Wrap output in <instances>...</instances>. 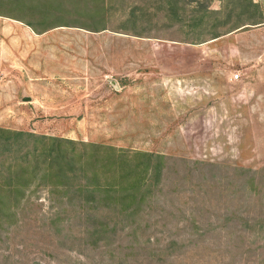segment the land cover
<instances>
[{"label": "rangeland", "instance_id": "obj_1", "mask_svg": "<svg viewBox=\"0 0 264 264\" xmlns=\"http://www.w3.org/2000/svg\"><path fill=\"white\" fill-rule=\"evenodd\" d=\"M20 1L0 0V127L162 157L94 208L78 187L109 166L33 173L0 208V264H264V0ZM4 143L2 182L42 146Z\"/></svg>", "mask_w": 264, "mask_h": 264}, {"label": "trees", "instance_id": "obj_2", "mask_svg": "<svg viewBox=\"0 0 264 264\" xmlns=\"http://www.w3.org/2000/svg\"><path fill=\"white\" fill-rule=\"evenodd\" d=\"M250 1L252 4L257 5V2L253 0ZM17 4L20 5V9L24 6L32 7L31 9H35V5L39 6L41 8L39 9L44 15H48V13L53 14L62 6L60 1L51 3L48 0H28L27 3L24 0ZM0 13H3L2 9H0ZM18 18L21 19V17ZM56 18L59 22L63 21L57 25L68 24L62 20V18H64L62 14H56ZM102 18H104L103 15ZM26 22L32 25L36 30L40 31L35 27L32 21L27 19ZM240 25L236 24L233 28H238ZM233 28L230 30H233ZM220 34L221 33L219 32H215L212 37H217ZM0 133V153L2 152L3 147V151L6 150L4 142L7 140L9 143L10 138L14 135L16 137L38 138L39 141L42 142V146L36 145L34 149L30 150V152L29 150H26L23 156L10 163V169L8 167L9 174L7 175V181H0V208L7 205L9 201H19L25 194L26 189L30 186V183L34 181L33 173H37L41 169L44 176H55L57 177L58 184L61 186H67L70 179L73 177L72 172L83 167L84 163L79 167L77 166L78 162H83L84 159L86 162L92 160L97 163V161H99L101 162V166H109V168H106L108 173L104 174V179L100 180L98 178V171H96L93 175L96 182H94V180L86 181L78 187V190L82 192L86 191L88 193L85 202L90 204V207L93 208L96 205L103 203L111 205V203L114 202L113 200H115L113 198L120 200L123 198L127 201L136 198L131 191L127 192L126 190L124 192V189L147 184L148 177L151 173H153V177L160 169V167H157L159 164L154 165V168H152L150 164L146 163V160L144 162H134V157L137 155L145 156L149 160L154 158V156L158 158L162 157L153 152L142 150L130 151L113 145L94 142L88 143L83 140L80 142V145L72 138L38 134L25 130H11L4 127H0ZM16 140L17 139H15L14 142H16ZM49 140L50 144L48 145ZM80 146H82V148ZM0 165H3V163ZM110 176H113L112 180L109 179ZM121 181H127L129 182V185H123L121 184ZM117 184L118 187H115ZM118 189L121 190L122 195ZM113 192L117 194H114ZM85 215L88 219L93 216L92 212L89 211ZM79 216L82 217V214Z\"/></svg>", "mask_w": 264, "mask_h": 264}, {"label": "built area", "instance_id": "obj_3", "mask_svg": "<svg viewBox=\"0 0 264 264\" xmlns=\"http://www.w3.org/2000/svg\"><path fill=\"white\" fill-rule=\"evenodd\" d=\"M240 73H235L234 76L237 78L239 77Z\"/></svg>", "mask_w": 264, "mask_h": 264}, {"label": "crops", "instance_id": "obj_4", "mask_svg": "<svg viewBox=\"0 0 264 264\" xmlns=\"http://www.w3.org/2000/svg\"><path fill=\"white\" fill-rule=\"evenodd\" d=\"M254 1H258V0H254Z\"/></svg>", "mask_w": 264, "mask_h": 264}]
</instances>
